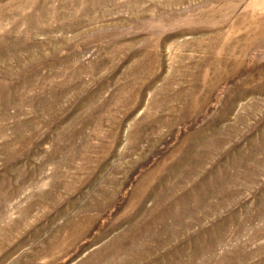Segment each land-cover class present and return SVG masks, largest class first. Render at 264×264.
I'll use <instances>...</instances> for the list:
<instances>
[{
    "label": "rangeland",
    "instance_id": "obj_1",
    "mask_svg": "<svg viewBox=\"0 0 264 264\" xmlns=\"http://www.w3.org/2000/svg\"><path fill=\"white\" fill-rule=\"evenodd\" d=\"M0 264H264V0H0Z\"/></svg>",
    "mask_w": 264,
    "mask_h": 264
}]
</instances>
